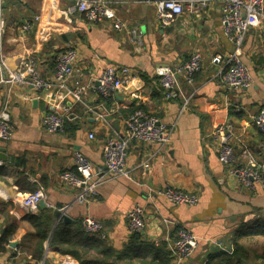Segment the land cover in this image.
Returning a JSON list of instances; mask_svg holds the SVG:
<instances>
[{
  "label": "crops",
  "instance_id": "obj_1",
  "mask_svg": "<svg viewBox=\"0 0 264 264\" xmlns=\"http://www.w3.org/2000/svg\"><path fill=\"white\" fill-rule=\"evenodd\" d=\"M104 1L128 27L142 32L141 48L124 32L114 31L110 21L90 25L82 14L68 13L74 0L0 2V21L6 26L0 31V61L5 68L0 78L31 57L39 73L50 80L57 55L73 48L79 72L68 88L75 90L76 83L82 88L76 100L54 86L38 93L30 84H0V111H6L13 128L11 139L0 141V238L7 234L8 240L0 264H208L235 251L239 264H264V236L256 233L264 226V191L241 188L218 161L209 138L213 126L225 124L236 137L238 163L247 161L242 144L250 158L264 166V151L257 148L264 135L253 124L264 104V21L248 32L240 51L251 73L250 87L226 91L220 72L232 46L220 25L222 0H186L184 12L168 26L155 18L154 3L159 0ZM35 17L40 18L36 27L22 33L20 25ZM192 53L201 55L202 71L192 85L180 80L181 94L166 100L156 69L182 63ZM109 67L126 69V74L123 89L105 104L113 112L106 129L88 108L103 103L96 92L97 79ZM136 109L170 127L169 142L130 144L127 176L109 175L104 170V137L121 133L125 118ZM51 112L63 118L56 133L41 124ZM75 153L102 169L93 179L95 194L83 203L75 200L82 188H69L59 178L74 170ZM166 186L196 195L198 204L190 208L168 204L159 194ZM38 187L46 208L37 205L28 214L22 198ZM136 206L145 214L140 234L127 228L126 214ZM30 215L49 223L42 245L26 219ZM86 218L103 225V239L84 232ZM231 218L236 220L230 222ZM179 229L198 238L196 249L182 262L168 252Z\"/></svg>",
  "mask_w": 264,
  "mask_h": 264
},
{
  "label": "built area",
  "instance_id": "obj_2",
  "mask_svg": "<svg viewBox=\"0 0 264 264\" xmlns=\"http://www.w3.org/2000/svg\"><path fill=\"white\" fill-rule=\"evenodd\" d=\"M57 1V0H53ZM74 4L67 9L68 13L82 14L86 23L93 25L103 21H110L114 31H121L127 35L131 44L137 49L143 46L142 32L135 28L128 27L120 20L115 12L104 0H74ZM1 2V0H0ZM186 0H159L154 3L155 18L162 26H168L175 16L184 12ZM202 6L204 2L200 3ZM188 8H192L188 5ZM40 18L35 17L33 22H26L20 25L22 33L31 32L39 23ZM264 21V0H222L220 25L224 38L231 44L232 50L223 61V69L220 72V83L226 91H240L250 87L252 83L251 73L241 58V48L245 36L253 28H257L260 22ZM5 22L0 21V31L5 29ZM264 45V30H263ZM77 52L73 48L61 51L56 57L55 69L52 79H45L37 70L33 58H24L16 70L8 71L5 77L0 78V84H15L24 86L30 84L38 93L55 87L64 96H71L79 100V93L82 90L78 83L75 90H69L68 84L73 76L79 72L75 64ZM217 60L222 61L221 58ZM202 57L199 53H192L190 57L175 66H162L156 69V77L159 87L166 100L178 97L180 92V80L192 85L195 75L202 71ZM5 70L4 64L0 61V72ZM122 74L126 69L116 70L106 68L97 79L96 92L102 99L98 107L88 108L104 125L110 128L108 119L113 115L111 109L106 107V102L119 93L124 86ZM187 98H185V102ZM186 104V103H184ZM99 108L101 113H97ZM42 126L49 133H56L63 127V118L58 113H48L41 119ZM253 124L264 135V104L253 118ZM12 125L5 110L0 111V141H8L12 137ZM171 128L163 124L158 118L143 109H137L127 115L123 122L121 133L107 134L103 142L104 170L112 176H127L126 156L130 144L143 145H165L169 142ZM214 151L221 165L227 167L228 174L236 183L251 193L264 191V166L257 164L250 158V150L244 148L246 163L239 164L236 155V137L225 125L213 126L209 133ZM93 139V134H89ZM258 150L264 151V140L257 146ZM1 165V162H0ZM102 174L101 168H94L91 163L80 153L74 154V170L63 172L59 175L60 181L69 188H82L76 196L79 203L87 202L95 194L97 182L93 179ZM35 183V181H32ZM172 206L194 207L198 204V197L182 189L166 186L159 193ZM43 198V190L38 187L34 192L25 194L22 198V205L26 213L32 212ZM127 228L130 233L140 234L146 226L144 210L136 206L126 214ZM84 232L89 236L103 239V225L90 218L82 222ZM198 238L189 231L179 229L168 245L170 256L177 262L189 258L196 249ZM264 263V257H263ZM68 264V263H65Z\"/></svg>",
  "mask_w": 264,
  "mask_h": 264
},
{
  "label": "trees",
  "instance_id": "obj_3",
  "mask_svg": "<svg viewBox=\"0 0 264 264\" xmlns=\"http://www.w3.org/2000/svg\"><path fill=\"white\" fill-rule=\"evenodd\" d=\"M137 110V109H136ZM33 189L31 192H34ZM27 221L35 228L36 236L39 238V245H42L43 241L48 237V232L50 229L49 223L47 220H41L36 216L26 217ZM257 234H262L264 236V226L258 229ZM8 242L7 234H3L0 238V252L4 250V245ZM208 264H239L238 256L236 251L232 255L224 254L222 257L212 258Z\"/></svg>",
  "mask_w": 264,
  "mask_h": 264
},
{
  "label": "water",
  "instance_id": "obj_4",
  "mask_svg": "<svg viewBox=\"0 0 264 264\" xmlns=\"http://www.w3.org/2000/svg\"><path fill=\"white\" fill-rule=\"evenodd\" d=\"M2 160H5L4 159V157H2ZM38 207L40 208V209H44V208H46V205H45V203H44V201H40L39 203H38ZM56 214V216H58L59 218L61 217V214L60 213H55ZM65 221H66V218H63ZM236 220V218H231L230 219V222H234ZM9 246L10 247H12V248H15L16 247V243H10L9 244ZM114 261V260H113Z\"/></svg>",
  "mask_w": 264,
  "mask_h": 264
}]
</instances>
